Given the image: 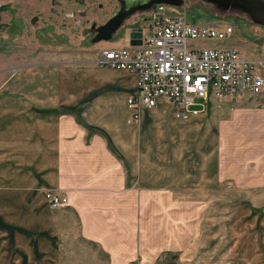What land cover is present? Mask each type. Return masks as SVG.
Returning a JSON list of instances; mask_svg holds the SVG:
<instances>
[{
    "label": "crops",
    "instance_id": "1",
    "mask_svg": "<svg viewBox=\"0 0 264 264\" xmlns=\"http://www.w3.org/2000/svg\"><path fill=\"white\" fill-rule=\"evenodd\" d=\"M37 22L14 18L0 55V264H154L160 247L196 242L209 250L205 263L221 253L215 264H262L264 87L236 101L210 99L183 122L198 153L182 169L160 171L156 114L167 104L128 125L135 77L100 67L98 54L64 58L57 20ZM89 27L98 53L128 42V33L111 42L117 31L94 40ZM224 47L258 62L264 79V61L244 41ZM48 191L65 194L67 205L50 209Z\"/></svg>",
    "mask_w": 264,
    "mask_h": 264
},
{
    "label": "built area",
    "instance_id": "2",
    "mask_svg": "<svg viewBox=\"0 0 264 264\" xmlns=\"http://www.w3.org/2000/svg\"><path fill=\"white\" fill-rule=\"evenodd\" d=\"M141 16L135 22L139 46L109 48L97 55L100 67L135 77V92L126 99L128 125L138 123L141 113L159 102L171 107L176 121L186 122L202 113L210 99L236 101L262 92L259 63L235 48L217 46L233 36L232 25L192 26L182 11L165 4ZM44 199L53 210L68 203L61 192H45Z\"/></svg>",
    "mask_w": 264,
    "mask_h": 264
},
{
    "label": "rangeland",
    "instance_id": "3",
    "mask_svg": "<svg viewBox=\"0 0 264 264\" xmlns=\"http://www.w3.org/2000/svg\"><path fill=\"white\" fill-rule=\"evenodd\" d=\"M180 1L182 3L177 9L185 14L187 22L192 26L202 27L215 24L223 26L225 24H230L234 27L233 36L227 41L218 43L217 46H231L236 41H244V45L246 44L248 46L249 53L257 59L264 61V29L258 26L256 27L247 15L237 11H221L201 0ZM106 7L108 11H110L109 14H114L118 11L120 5L117 0H0V55L5 58L9 52L8 47L12 44L10 40L13 39L12 35L14 34L11 32V28L8 29V27L13 19L17 18L18 22L21 21L25 24H29V19L35 17L38 21L37 23H44L41 21L47 20L48 18L52 20L53 23H56L57 20L56 25L52 27H59V31H61L64 36L61 42H58V46L61 47V50L68 54L64 55V58L71 57L72 60L95 58V54L97 55L98 52L96 46L87 43L85 28L90 26L93 20H95L96 25L102 23V21L106 19ZM53 10L55 12H53ZM81 12L87 14L85 18L80 17L79 13ZM142 13L144 12H134L117 30L111 42H120L123 34H127L130 30L138 28L139 23L135 22L139 21L142 17ZM70 14L74 15L73 19H71ZM96 17H99L98 21H96ZM77 23H79V25H77ZM72 28H76L78 31ZM248 28L256 29L262 32L263 35L262 33H257L252 30L248 32ZM8 36L10 39H8ZM32 37L33 34L30 36V39L33 40ZM127 46L128 42L125 43L124 47ZM35 47L36 44H34L33 48ZM74 50L81 51L82 53H79L77 56H70ZM170 115L171 112L168 105L159 106V111L156 116L161 117L160 120L163 121V124L158 130L159 146L157 153L160 171L170 168L182 169L184 158H186L189 153H198V149L193 145H189L188 140L184 141L185 126L189 123H174L171 121V118L169 119ZM197 141L198 136L195 141H191V144L197 143L198 145ZM167 158L173 160L168 161ZM170 163L173 164V167H170ZM200 237L202 236H198L196 240H200ZM159 243L160 246H169L168 241L165 239ZM198 244L199 242H196L195 246L185 249L171 247L167 250V247H160L159 257L154 264H208L205 263L204 255L209 250H200ZM254 248L255 254L260 252L257 243H255ZM242 252L243 251H240L239 258H242ZM220 255L221 253H212L210 257L206 256V260L212 262L209 264H215V261L221 260ZM251 258L253 257L249 255L248 261H250ZM261 261L262 264H264V256ZM244 263L245 262L240 260L238 262V264Z\"/></svg>",
    "mask_w": 264,
    "mask_h": 264
},
{
    "label": "water",
    "instance_id": "4",
    "mask_svg": "<svg viewBox=\"0 0 264 264\" xmlns=\"http://www.w3.org/2000/svg\"><path fill=\"white\" fill-rule=\"evenodd\" d=\"M119 10L102 27L107 31V36L103 40L110 39L123 23L136 11L146 12L154 5L165 4L175 7L181 5L180 0H117ZM221 11H237L249 17L251 22L264 29V0H201ZM140 32L132 29L127 34L129 46L140 45Z\"/></svg>",
    "mask_w": 264,
    "mask_h": 264
},
{
    "label": "flooded vegetation",
    "instance_id": "5",
    "mask_svg": "<svg viewBox=\"0 0 264 264\" xmlns=\"http://www.w3.org/2000/svg\"><path fill=\"white\" fill-rule=\"evenodd\" d=\"M216 8V7H215ZM119 10V9H118ZM110 11H108L107 7H106V19L102 21V23L96 25L95 24V20H93L90 24V27L88 28L87 30V34H89L90 38L94 39V40H97V41H100V40H103L104 38H106L107 36V31L105 29L103 30H100L101 27H103L107 22L108 20L115 14H109ZM80 14V17L81 18H85L86 17V13H79ZM73 14H70V17L71 19H73ZM99 18V17H98ZM96 17V21H98V19ZM77 25H79V23H77Z\"/></svg>",
    "mask_w": 264,
    "mask_h": 264
},
{
    "label": "trees",
    "instance_id": "6",
    "mask_svg": "<svg viewBox=\"0 0 264 264\" xmlns=\"http://www.w3.org/2000/svg\"><path fill=\"white\" fill-rule=\"evenodd\" d=\"M103 29H104V28H102V27H101V29H100V30H103Z\"/></svg>",
    "mask_w": 264,
    "mask_h": 264
}]
</instances>
